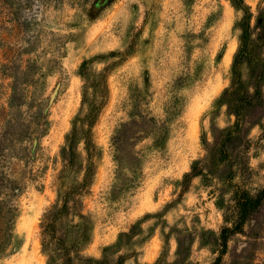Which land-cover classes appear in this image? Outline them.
Wrapping results in <instances>:
<instances>
[{"label":"rangeland","instance_id":"374dc122","mask_svg":"<svg viewBox=\"0 0 264 264\" xmlns=\"http://www.w3.org/2000/svg\"><path fill=\"white\" fill-rule=\"evenodd\" d=\"M243 2L257 34L264 0ZM242 15L229 0H0V172L20 187L0 264H62L60 245L43 250L41 222L65 136L88 109L84 62L109 67L108 99L92 128V186L57 228L90 260L71 253L73 264H264V79L240 119L237 98H221ZM37 102L49 126L15 142V157L10 122Z\"/></svg>","mask_w":264,"mask_h":264},{"label":"trees","instance_id":"16d2710c","mask_svg":"<svg viewBox=\"0 0 264 264\" xmlns=\"http://www.w3.org/2000/svg\"><path fill=\"white\" fill-rule=\"evenodd\" d=\"M231 5L242 12V18L238 24L241 32L239 36V45L233 56L230 67V87L222 94V99L226 104L231 102L230 97H236V104H232L234 115L237 119L242 117V112L245 107L253 102V99H258L261 94V82L264 79V17L259 10L255 30L257 34H253V29L250 26L252 13L250 8L246 6L243 0H229ZM255 36V38L253 37ZM124 53H112L110 56L122 57ZM87 62H84L80 67V76L86 80L82 90V104L87 105L88 109L85 114L78 116L72 124L70 132L65 136L64 145L60 150L62 160V169L55 178V187L57 191V202L52 209L43 217L41 222L42 229V247L47 255H50L54 245H60L62 252V264H73L71 253H74L75 258L80 261L88 262V258H84L79 254V242L74 241L69 246H66L61 237L57 234L58 226L69 215L74 214V207L80 202V198L85 196L93 183L96 167H95V149L96 146L92 139V128L100 115L101 110L106 105L108 99L107 87V71L109 67L104 68L100 72H93L87 67ZM248 69V74L244 76L243 70ZM252 90V93L250 92ZM16 92L13 90L11 100L20 97H15ZM38 103V102H37ZM33 105V104H32ZM30 105L29 110L32 109ZM15 107H20L19 102L14 104ZM12 106V107H14ZM31 114L18 111L23 115L22 120L12 118L11 128H17V132L10 134V146L8 149L12 151L15 157H18L19 150L15 148V142L21 141L30 132H39L44 134L49 126L48 115L42 108L41 103L35 106ZM17 110L13 116L16 117ZM19 117V116H17ZM33 119L36 129H31L30 120ZM24 129H22V128ZM79 144L83 145L84 156L77 150ZM3 148L0 146V152ZM3 155L0 154V162H4ZM193 168V173H195ZM78 174V177H73V174ZM3 183L6 184L3 185ZM4 189V190H2ZM20 192V187L8 178H4L0 172V232H4L9 228L15 218L17 209L14 207L12 199ZM247 197V196H246ZM264 198V190L257 196V202ZM250 198H246L244 206H241L242 216L247 215L253 206H248ZM242 203V201H241ZM255 208V206H254ZM83 219L82 214L77 215ZM5 228V229H4ZM228 229H223L221 232V240L224 242ZM10 236V234H8Z\"/></svg>","mask_w":264,"mask_h":264}]
</instances>
